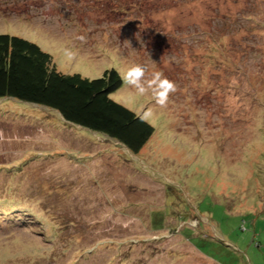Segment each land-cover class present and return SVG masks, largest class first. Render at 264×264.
<instances>
[{"label":"rangeland","instance_id":"obj_1","mask_svg":"<svg viewBox=\"0 0 264 264\" xmlns=\"http://www.w3.org/2000/svg\"><path fill=\"white\" fill-rule=\"evenodd\" d=\"M0 33L176 89L111 94L155 127L138 155L0 100V264H264V0H0Z\"/></svg>","mask_w":264,"mask_h":264},{"label":"trees","instance_id":"obj_2","mask_svg":"<svg viewBox=\"0 0 264 264\" xmlns=\"http://www.w3.org/2000/svg\"><path fill=\"white\" fill-rule=\"evenodd\" d=\"M122 86L115 68L94 79L80 73L65 74L58 70L52 54L37 43L0 33V100L44 106L57 112L66 123L106 136L138 155L153 136L155 127L111 98ZM7 197L2 199L6 201ZM48 216L55 217L52 213ZM64 228L54 227L57 233Z\"/></svg>","mask_w":264,"mask_h":264},{"label":"clouds","instance_id":"obj_3","mask_svg":"<svg viewBox=\"0 0 264 264\" xmlns=\"http://www.w3.org/2000/svg\"><path fill=\"white\" fill-rule=\"evenodd\" d=\"M148 68L144 64L133 63L127 70L120 74L123 84L134 90L136 95L151 93L155 103L165 107L169 101V95L175 92L173 82L163 77L159 71L152 72L151 79H145Z\"/></svg>","mask_w":264,"mask_h":264}]
</instances>
